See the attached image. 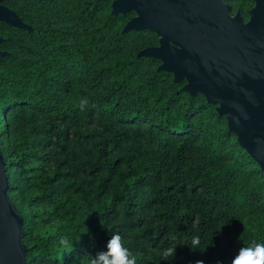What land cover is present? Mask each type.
<instances>
[{"label": "trees", "instance_id": "obj_1", "mask_svg": "<svg viewBox=\"0 0 264 264\" xmlns=\"http://www.w3.org/2000/svg\"><path fill=\"white\" fill-rule=\"evenodd\" d=\"M114 1L3 2L28 27L0 22L7 193L29 187L33 157L44 165L36 199L70 222L62 235H85L72 249L40 238L25 264H89L114 234L136 264H230L264 239V173L216 105L140 56L159 38L125 30L134 13L115 14ZM231 1L243 16L253 5ZM196 235L202 244L191 252ZM169 245L178 246L168 261L160 249Z\"/></svg>", "mask_w": 264, "mask_h": 264}, {"label": "water", "instance_id": "obj_2", "mask_svg": "<svg viewBox=\"0 0 264 264\" xmlns=\"http://www.w3.org/2000/svg\"><path fill=\"white\" fill-rule=\"evenodd\" d=\"M0 22L28 29L2 5ZM227 0H116L115 14L134 12L125 30H146L159 46L141 57L161 62L160 71L184 91L217 106L248 155L264 173V0H254L247 23L230 15ZM1 43V40H0ZM4 54L0 52V60ZM6 168L0 154V264H25L23 219L8 197Z\"/></svg>", "mask_w": 264, "mask_h": 264}, {"label": "rangeland", "instance_id": "obj_3", "mask_svg": "<svg viewBox=\"0 0 264 264\" xmlns=\"http://www.w3.org/2000/svg\"><path fill=\"white\" fill-rule=\"evenodd\" d=\"M251 1L253 3L252 7L244 12L246 20L244 19V16L240 9H238L237 7L234 8L235 5L233 6L234 3L231 0H227L225 4L231 10V17H234L237 13H239L242 16L243 21L246 23L250 17L249 12L255 5V1ZM134 16H136L135 13ZM185 83L187 85L186 81ZM11 147L13 148V145H11ZM43 166L44 165L42 163L38 162L33 157L27 158V161L24 164V168L26 170L24 174L26 178H28L26 182L29 187L22 192H13L8 195L11 203L16 207L17 210H19L21 217L26 218L28 223L27 237L22 242V244L27 251L28 248L35 246L38 239L40 238H52L53 241L57 239L59 242L62 237H67L70 241V244L69 246L65 247L67 249H72L74 247V244L83 239L85 235L83 233H80L77 236H74L73 234H70V236L62 235L66 234V232H70V228L68 226L71 225L70 222L63 220L64 218L61 214L62 211L56 210V206L53 203H48L46 201L36 199L38 194L36 192V185L38 184V178L41 175V168H43ZM245 187L246 185L244 183H239L237 185L238 189H244Z\"/></svg>", "mask_w": 264, "mask_h": 264}, {"label": "clouds", "instance_id": "obj_4", "mask_svg": "<svg viewBox=\"0 0 264 264\" xmlns=\"http://www.w3.org/2000/svg\"><path fill=\"white\" fill-rule=\"evenodd\" d=\"M257 143L264 141L258 140ZM172 239L177 240L179 237L174 235ZM59 243L62 246H69L70 241L67 237H62ZM201 244L200 236L196 235L191 237L186 246L192 249L191 252H199ZM177 246L169 245L161 248V256L168 258V261L175 259ZM104 247L105 250L96 253L94 257H89V264H136V257L125 245L121 235H111ZM200 262L203 264V261ZM230 264H264V239L252 240L240 247Z\"/></svg>", "mask_w": 264, "mask_h": 264}, {"label": "flooded vegetation", "instance_id": "obj_5", "mask_svg": "<svg viewBox=\"0 0 264 264\" xmlns=\"http://www.w3.org/2000/svg\"><path fill=\"white\" fill-rule=\"evenodd\" d=\"M247 22H248V21H247ZM247 22H246V23H247Z\"/></svg>", "mask_w": 264, "mask_h": 264}]
</instances>
